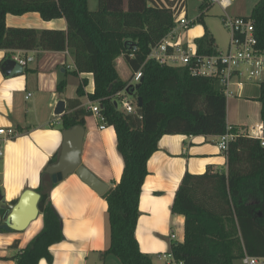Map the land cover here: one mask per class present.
<instances>
[{"label":"trees","instance_id":"obj_1","mask_svg":"<svg viewBox=\"0 0 264 264\" xmlns=\"http://www.w3.org/2000/svg\"><path fill=\"white\" fill-rule=\"evenodd\" d=\"M206 4H201L198 20ZM175 5L176 10L181 9L185 0H97L95 10L88 8L87 0H0V49H68L74 60L73 74H92L93 90L87 95L99 102L106 125L113 128L123 162L119 181L102 195L108 223V245L103 254L113 255L120 264H153L141 251L135 229L147 163L158 149L160 137L218 136L226 132L227 98L217 79L193 75L186 66L148 58L151 47L175 25ZM27 12H37L43 20L63 17L66 29L6 25L7 14ZM249 17L258 45L264 49V0L254 5ZM194 43L198 54L216 52L208 30ZM121 55L132 72L141 68L137 85H128V80L119 77L114 61ZM257 83L254 99L260 103L262 136H249L233 128L237 135L225 152L227 169L218 171L208 166L203 173L186 172L175 192L172 212L184 216L183 241L170 244L175 261L233 264L244 254L264 258V77ZM86 84L82 79L76 96L67 99L68 111L59 118L61 130L85 125L90 112L80 98L86 94ZM64 86L61 80L57 89ZM122 91L136 103V113H126L120 107L117 93ZM58 154L47 165L54 163ZM44 169L34 189L40 195L37 206L42 227L11 256L14 264H38L41 258L50 263V246L64 239L62 219L50 200V190L56 183L43 180ZM3 214L1 208V219ZM17 245L15 240L12 246Z\"/></svg>","mask_w":264,"mask_h":264},{"label":"crops","instance_id":"obj_2","mask_svg":"<svg viewBox=\"0 0 264 264\" xmlns=\"http://www.w3.org/2000/svg\"><path fill=\"white\" fill-rule=\"evenodd\" d=\"M200 1L201 4L206 2ZM235 2L236 0L225 10L220 8L223 14L226 12L231 16H248L241 11L233 14L229 12ZM239 3L252 6L250 0H240ZM212 5L214 4L207 3L203 12ZM5 21L7 26L12 27L66 29L63 17L43 20L37 12L20 15L9 13ZM27 22H31V25H26ZM203 33L202 30L194 29L186 36L182 34V41L188 45L187 40H194ZM17 51L21 57L32 56L33 60L23 67L21 73L6 75L1 70V61L10 58ZM123 59L122 55L115 59V69L119 65L125 73L129 72L128 77L124 79L129 80L132 71ZM31 63L33 64L30 67ZM59 67L61 75L75 69L73 56L68 49H0V127H12L15 130V136L3 142V155L0 157V209H4V214L9 209V204L17 200L23 190L35 189L38 186L41 171L60 149L62 130L61 126L54 125L60 123V115L54 114V108L59 100H64L65 112L68 111L67 99L76 96V89L75 95H65L63 89H57L58 83L64 80L57 72ZM73 75L77 77L76 87L82 77H85L87 82V78L92 77L91 73ZM91 83V89L88 91L84 88L86 94L80 98L81 105L86 110L87 102L91 100L87 94L93 90V78ZM254 83L245 82L241 95ZM87 117L95 122L96 134L85 136L84 125L81 163L110 188L119 181L123 168L122 158L115 145V133L113 128L107 125L106 128L99 129L91 113L85 117V124ZM241 117L239 124H232L228 119L227 123L239 132L254 136L252 133L258 131L253 129L254 127L246 128L243 124L245 111ZM218 140L216 135L165 134L158 141V149L150 156L147 163L148 173L138 202L139 215L135 236L141 251L151 257L153 264H168L164 256L169 252L171 242L183 241L184 216L173 213L172 204L184 174L203 173L208 166L218 171L227 169V156L218 148ZM102 195L74 173L51 188L50 200L62 219L64 239L50 246V263L41 258L38 264H104L103 260L107 257L103 251L108 245V223L106 201ZM4 214L2 219L0 215V224L4 223ZM41 227L42 218L39 215L24 231L0 230V264H14L11 256L24 247ZM171 234H174V238ZM15 240L18 245L13 247Z\"/></svg>","mask_w":264,"mask_h":264},{"label":"built area","instance_id":"obj_3","mask_svg":"<svg viewBox=\"0 0 264 264\" xmlns=\"http://www.w3.org/2000/svg\"><path fill=\"white\" fill-rule=\"evenodd\" d=\"M205 1L216 4L225 10L235 0ZM176 8V5L172 7L175 25L156 45L151 47L148 58H152L161 64L186 66L193 75L217 79L226 98L241 96L245 82L257 83L263 79L264 49L258 45L252 18L248 16H231L224 12L221 21L230 31L227 48L224 51L216 49L215 53L204 55L198 54L196 48L190 47L182 41L183 32L193 25L194 20L187 19L184 15L183 9L185 6L178 10ZM10 58L22 67L33 60L32 56L21 57L18 51L13 53ZM141 75V68L132 72L128 85L137 84ZM231 87H234V89H231ZM117 96L120 97V107L126 113H136V103L125 91L118 92ZM87 109L96 119L99 129L106 128L105 117L100 111L98 101L88 100ZM253 129L258 132H253L252 135L262 136V125ZM236 135L237 133L233 131V127L226 123V132L218 135V148L226 152L229 141ZM14 136L15 130L12 127H0V157L3 155V142ZM261 144L264 145L263 137L261 138ZM171 237L174 238V234H171ZM164 257L168 264H183L181 261H175L170 252ZM240 259L243 264H260L263 258L244 254Z\"/></svg>","mask_w":264,"mask_h":264},{"label":"rangeland","instance_id":"obj_4","mask_svg":"<svg viewBox=\"0 0 264 264\" xmlns=\"http://www.w3.org/2000/svg\"><path fill=\"white\" fill-rule=\"evenodd\" d=\"M240 0H236L233 7L230 8L229 12L231 14L242 12L245 15L251 14V9L253 7V2L257 0H250L251 5H242L239 3ZM88 8L90 10H95L97 7V0H87ZM200 7H201V1L200 0H186V6L183 9V13L186 16L187 19H195L193 23V27H189L187 30L183 32V36H186L190 32H192L194 29L196 30H208L213 38H214V44L215 48L217 50L224 51L227 48L228 42H229V36L230 31L223 25V22L221 21V15L223 12L221 11L220 7L216 4L212 5L208 10L203 12L202 19L198 20V16L200 15ZM24 25V24H23ZM26 25H31V22H27ZM20 27V26H19ZM38 29V28H36ZM197 38V37H196ZM187 40V39H186ZM195 40V39H194ZM192 39L187 40L188 46L194 47L195 43ZM124 60V59H123ZM115 62V61H114ZM33 63L29 64L31 67ZM61 67L57 69V72L59 73ZM118 75L121 79H126L129 75V72L125 73V71L121 68V66H117L116 68ZM68 71V70H67ZM74 69H70V71L66 74L59 73L61 75V78H64L65 86L63 88V93L65 95H75V89H76V82L77 77H75L72 72ZM66 79V80H65ZM82 79H86L85 77H82ZM89 79L87 84L85 85L86 90H90L92 87L91 79ZM258 83H254L250 89H245L244 93L240 97H230L227 98V119L230 123L233 124V122L240 123L242 120L243 112L245 111V120L243 121V124L246 126V128H256V125L261 124L260 119V105L257 101L252 99V96H254L257 93ZM231 89H234V87H231ZM248 97V98H247ZM251 97V98H249ZM133 101V100H132ZM244 108V110H243ZM86 133L85 136H93L95 135V122L90 120V118L87 117L86 120ZM55 127H60V123L54 124ZM86 138V137H85ZM2 164V161L0 159V165ZM2 193V188H0V194ZM1 205V202H0ZM167 259H169L167 257ZM164 260L166 258L164 257ZM170 260V259H169ZM167 261V260H166ZM104 264H120L118 259L114 257L113 255H107L106 259L103 260ZM235 264H243L241 259L234 260ZM260 264H264V258L262 259V262Z\"/></svg>","mask_w":264,"mask_h":264},{"label":"water","instance_id":"obj_5","mask_svg":"<svg viewBox=\"0 0 264 264\" xmlns=\"http://www.w3.org/2000/svg\"><path fill=\"white\" fill-rule=\"evenodd\" d=\"M1 70L6 75H15L21 73L23 67L13 59L6 58L1 64ZM137 105H141L140 97L137 98ZM64 113L65 101L59 100L54 108V114L61 116ZM84 132V126L80 124L61 131L62 140L57 160L45 167L43 180L57 183L74 173L98 194H103L108 189V184L81 163ZM39 197V193L34 189L23 190L16 203L9 204V209L4 214V223L0 224V230L24 231L39 216L37 206Z\"/></svg>","mask_w":264,"mask_h":264}]
</instances>
